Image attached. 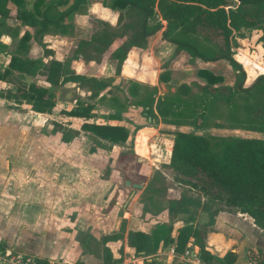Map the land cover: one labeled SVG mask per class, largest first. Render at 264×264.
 I'll return each mask as SVG.
<instances>
[{
	"label": "trees",
	"instance_id": "trees-1",
	"mask_svg": "<svg viewBox=\"0 0 264 264\" xmlns=\"http://www.w3.org/2000/svg\"><path fill=\"white\" fill-rule=\"evenodd\" d=\"M83 1L33 0L28 4V0H0L1 18H11L32 29L31 33L28 30L21 32L14 52L0 66V98L17 104L25 103L35 112L51 114L55 103L48 87L72 82L87 88V100H101L104 92L108 91L107 81L78 72L71 62L86 60L99 63L113 41L122 39L107 55L108 59L114 61L117 73L131 48H143L146 39L160 31L161 39L175 46V54L182 51L189 58L204 62H227L233 71L232 86H220L221 75L198 68L195 75L202 81L197 82V87L204 93L222 95L226 101L229 96L227 94L242 93L246 100L245 121L248 122L249 129L264 133V74L244 87L245 72L241 64L232 57V47L237 45V40L249 39L254 30L260 32L255 43L261 46L264 54V0H102L107 1L109 8L117 12L115 25L119 27V31L105 21L95 20L97 25L95 24L88 38L74 40L72 55L66 62L56 59L49 49L44 50L49 58L46 64L34 59L30 54L31 40L38 41L49 31L61 36L69 35L72 27L66 20ZM36 68L35 75L44 85L34 81L25 83L21 79L23 74ZM167 76L168 72L161 71L158 81H167ZM188 91L189 87L185 83L178 85V94L183 95ZM251 93L254 95L253 101H247ZM176 98L181 102L178 96ZM162 99L157 97L154 103L151 95L136 100L127 97L121 100L112 96L108 101L117 108L107 114V117L119 119L120 112L127 104L140 105L143 113L151 114L154 103L162 122L173 124L164 119L170 103L167 106ZM92 108L93 103L83 100L76 101L71 109L58 110L61 115L82 120L79 129L88 132L94 144V147L88 148L89 152L95 146L109 149L114 144H122L128 140L129 131L122 125L88 122L92 116ZM195 112L201 117L203 110L195 109ZM170 113L179 115V112L171 109ZM58 130L61 141L67 142L77 135L71 129ZM139 136L140 134L136 137V144ZM116 160L120 164L116 169L123 181L138 182L132 172L139 162L131 150V139L127 151H120ZM167 167L175 182L198 193L202 201L185 193L168 198L166 213L169 217L179 214L187 216L175 229V235H170V227H167V233L162 239L156 234L139 229L128 230L125 246L129 252L134 256L145 257L155 254L158 248L172 245L173 252L180 254L190 245L203 264H234V252L226 250L218 255L209 250L204 239L215 215L224 209L236 210L264 233V137L229 135L220 136L211 142L210 136L205 134L175 130L172 132ZM189 206L193 207L191 212L188 210ZM197 210L205 212L208 217L206 223L198 226L190 223ZM120 235L109 233L100 236L101 264L114 262L109 248L104 244L120 238ZM0 250H3L2 245ZM247 258L252 264H264V252L259 248L249 250ZM34 264L56 263L38 258L34 260ZM140 264L165 263L151 257L149 260L143 258Z\"/></svg>",
	"mask_w": 264,
	"mask_h": 264
},
{
	"label": "rangeland",
	"instance_id": "rangeland-1",
	"mask_svg": "<svg viewBox=\"0 0 264 264\" xmlns=\"http://www.w3.org/2000/svg\"><path fill=\"white\" fill-rule=\"evenodd\" d=\"M32 1L28 0V4ZM97 1L94 4V0H84L83 4L69 15L66 20L72 27V32L69 35H63L59 38L55 36L58 34L49 31V36L45 37L43 42L42 39L35 40L31 45V56L46 64L49 58L44 50L49 49L54 53V57L66 62L72 55L71 49L74 40L76 38H88L95 24L97 25L95 20L105 21L119 31V27L115 25V18L106 21L100 19L99 16L102 14V7L107 16L116 15V11L109 8L107 1ZM61 8L63 7H59V9ZM17 24L19 23L11 18L0 17V66L16 48L18 37L21 34V25ZM98 25L100 24L98 23ZM252 33L249 39L243 43L237 42V45L232 47L233 58L241 64L245 72L244 87L249 86L257 76L264 74L263 49L260 50L258 45H255V39L260 32L254 30ZM121 41L122 39H115L113 42L120 43ZM109 50L105 52L98 64L86 60L71 62L75 70L86 76H94L97 70H101L98 73L107 81L109 86L101 100L97 98L87 100V88L72 82L48 87L55 103V108L51 114L35 112L25 103L17 104L0 98V244L18 256L24 258L38 256L37 251L48 245L47 238H54L56 242L61 241L65 245L76 243L75 241L84 243L87 249H92L94 253V264H101L102 245L99 238L102 234L119 233L122 237L125 230L140 229L156 234L159 239H162L167 233V227H170V235H174V227L181 225L187 216L179 214L175 218L169 217L166 213L167 199L176 197L179 193H185L192 198L199 199V201H202V197L195 191L175 182L172 179L171 171L164 163L168 160L165 156L164 147L166 142L168 143L167 140H171L172 132L184 130L195 134H205L210 136L211 142L216 141L220 136L229 135L264 137V133L249 129L250 126L245 121L244 105L246 100L243 99L242 93L227 94L229 95L228 101L222 95L204 93L197 87V82L202 80L197 78L195 70H193L187 73L186 78H183L187 83L182 82L188 85V93L178 94L177 88L180 84L176 85L178 80L169 85H164L163 89H159L162 92L159 95L163 98V103L167 106L170 103L171 107L170 104L168 107L172 111L179 112V115L171 114L169 109L164 119L172 121L173 124L170 123L171 126L160 124L159 129H157L158 136L148 138L149 143L154 144V147L149 151L159 154L160 162L151 160L149 162L142 158L143 160L133 168V177L138 181L135 183L140 184V188L124 186L123 179L116 169L120 166L116 160L118 153L127 151L128 143L114 145L109 151L96 147L94 153L91 154L88 152L91 144L90 137L82 132L77 137V149L81 150L83 157L87 158H83L84 160L80 164L82 172L78 175L69 170L68 173L65 171L60 178L58 176L50 177L42 170L44 166L42 165V155L47 147H51L49 130L51 129L53 134L57 132L52 136V138L57 139L59 128H67L66 125L69 123H80L59 114L58 110L71 109L75 106L76 101L85 100L87 103H93L92 110L94 112L91 110L92 116L89 118L92 119L91 121H95L96 118L103 122L114 120L107 117V114L111 112L107 114L103 112L107 110V105L108 107L111 106L113 111L117 108L116 105L108 101L109 94L115 93L122 100L120 93L124 91V86L128 83L122 82V78L118 80V77H120V72L127 73L128 71L127 64L123 63L119 67V72H115L114 62L109 61L107 56ZM215 65L212 64L210 71L213 70V73H219L218 75L222 73V81L219 85L232 86L233 82L229 70L225 72L221 65ZM206 67L208 68V66ZM230 70L232 69L230 68ZM36 72L37 68L30 73L23 74L21 79L25 83L34 81L44 85L40 78L35 75ZM153 87L149 89L145 87V91L149 92L154 89L155 93L158 89L156 86ZM177 96L182 103L177 100ZM253 98L254 95L251 93L247 101H253ZM129 105L127 104L124 109L123 122L133 123L127 124L132 139L136 132L140 131V125L144 123H165L162 122L160 114H158V121L149 122V115H142V111L136 106L134 110H131ZM195 109L203 110L201 117H198ZM153 126L157 128L156 125L153 124ZM139 134L146 133L140 131ZM142 139L145 140L140 135L139 140ZM132 143L133 140L131 146ZM122 147L125 148L122 149ZM142 151V153H146L145 148ZM152 155L155 156V154ZM34 156L38 159V166L33 164L32 157ZM91 158L93 159L91 160ZM44 185L59 186L60 192L65 198V204H71L76 200V203L83 205L84 210L78 207L74 210L68 208L65 214L59 216L54 224L46 216L44 217L45 221L42 220L43 216L40 214L43 213L45 206L43 200ZM87 189H90L91 192L87 193ZM65 195L66 197H64ZM188 210L191 212L193 207L189 206ZM200 212L197 210L194 214L192 223L194 220L201 219ZM34 214L37 215L34 216L35 223L31 221ZM77 220L79 224H74ZM89 221H94V225ZM49 224L53 225L50 226V234L47 236L43 226ZM195 224L199 223L196 222ZM37 225H39L38 228ZM91 230L94 235L90 237L89 231ZM108 244L114 251L112 264H117L124 256L134 257L129 250L122 248L120 240ZM212 252L220 254V251ZM151 257H156L159 260L164 258L162 254H153L142 257V259ZM71 258V264L78 263L76 253ZM53 259H57V256ZM237 261L243 264L242 257L239 256ZM172 263H176L175 260L170 261V264Z\"/></svg>",
	"mask_w": 264,
	"mask_h": 264
},
{
	"label": "crops",
	"instance_id": "crops-1",
	"mask_svg": "<svg viewBox=\"0 0 264 264\" xmlns=\"http://www.w3.org/2000/svg\"><path fill=\"white\" fill-rule=\"evenodd\" d=\"M95 2H98V1L94 0V4ZM101 12L102 14L99 15L100 19L109 21L112 18H116V15L112 16L113 14L111 16H107V13L106 11H104L103 7H102ZM17 25L20 26V23ZM23 30H28L30 33L32 32L31 28L21 25L20 32H22ZM74 32H75V29H74ZM48 36H49L48 34L44 35L41 38L42 42H43V39H45V37H48ZM55 36L59 38L63 37L61 35H55ZM246 40H247L246 38L238 39L237 42L243 43V41H246ZM31 42L32 44L34 43V41L32 40ZM117 44L118 43L113 42L110 50L114 48ZM255 45H258L259 49L262 50L261 46L258 43H255ZM174 48L175 46L173 44L161 39L160 31L149 36L146 39V45L143 48H131L128 56L123 61V63L127 64L126 67H127L128 72L127 73L120 72L119 73L120 77H118V80L122 78L123 80L122 82L128 83L127 85L124 86V91L120 93L122 100L124 97H127L130 100H136V99H141L142 97L146 95H151L155 103L157 97H161V95L159 94H162V92H160L159 89L160 88L163 89L164 85H169L176 80H178V82H176V85L182 82H186V80L183 78H186L188 72H191L193 70L196 71L198 68H205L207 70H210V68L212 67V64L213 65L216 64L215 66L221 65V68L225 70V72L229 70L231 81L233 82V78H234L233 71L230 70L231 67L224 60L204 62L198 59L189 58L188 55L182 51L175 54ZM233 55L234 54H232V57ZM109 61H112V60H109ZM206 66H208V68ZM161 71L168 72L167 81L165 82L158 81V74ZM98 72H101V70L99 69L96 71V73L94 74L95 77L101 76ZM211 72H213V70ZM221 74L222 73H220V75ZM99 78H103V77L101 76ZM153 86H156V88L158 89L157 91H155V93H154V89H152V91H149L150 93L148 91L147 92L145 91L146 90L145 87L149 89V88H154ZM227 86H230V85H227ZM107 88H109V86ZM109 95L110 97L114 96V97L119 98L117 95H115V93L109 94ZM154 103L152 104L151 114H147L149 115L148 116L149 122L159 120L158 113L156 112ZM129 106L131 107V110H134L135 109L134 107L136 106L137 108L139 107L140 110L142 111V106L140 105L130 104ZM106 108L107 110L104 111L103 113L106 112L107 114L109 112L111 113L114 112L111 109V106L108 107L107 105ZM92 112H94V110H92ZM141 113L142 115L143 114L146 115L145 113H143V111ZM123 116H124V110L120 112V118L114 119L112 122H103L102 120L98 118H96L95 121H91L92 119L91 120L89 119L88 122H96L98 124L122 125L125 128H127V130L129 131L128 125L133 124V123L123 122L124 121ZM67 118L74 119L76 120V122H80V123L82 122L81 119H76V118L69 117V116H67ZM80 123H76V124L69 123L68 125H66L67 128H64V129H71L77 132V135L70 138L67 142L61 141L60 131H59V135L57 139H55V138H52V136L57 132H54L53 134L51 129L49 130L50 132L48 134L50 137L49 144L51 145V147L50 148L47 147L44 150V154L42 155V161H43L42 165H44L42 167V170L45 172V174L49 175L50 177L58 176V178H60L61 175H63L65 171L66 173H68V171L70 170V172L74 174H78V175L79 173L82 172L80 164L82 160H84L83 158H86V157H83V153L81 152V150L77 149V141H78L77 137L80 136L81 132L87 134L89 137L90 135L88 132H84L79 129ZM153 124L156 125L155 127L157 128H154ZM160 124L171 126L172 123L171 124L170 123L169 124L167 123H144L140 125L139 127L140 131H142V129H151V130L148 132H145L146 134H143V135L140 134L142 137H144L145 140L144 141L143 139L139 140L138 144H136L135 141L140 131L136 132L133 139H132V134H130L131 132H129L130 136L128 140L124 143H128L129 139L133 140L131 150L133 154L136 156V160L138 162L142 161L143 160L142 158H145L149 162L150 160L153 162H160L158 159L159 154L153 153V151H149V149L154 147V144L151 142L149 143L148 141V138H151L153 136L155 137L158 136L157 129H159ZM131 127L134 128V126H131ZM167 141L168 143L166 142L165 147H164L165 156L168 159L167 161H164L166 166L168 164L169 156H170L172 135H171V140H167ZM90 142H91L90 146L94 147V144L92 143L91 138H90ZM114 145H119V144H114ZM112 146H110V148ZM96 147L99 149H105L106 151H109L110 149V148L106 149V148L95 146L92 152H89V151L88 152L91 154L94 153ZM124 148L122 147V149ZM143 148H145L146 153H142ZM152 154H155L156 157L155 156L153 157ZM149 156H152V157L149 158ZM92 159L93 158H91V160ZM32 161L34 165L38 166V159L36 158V156L32 157ZM123 185H124V181H123ZM86 191L87 193L91 192L90 189H87ZM43 193H44L43 200H44L45 206L43 208V213L40 215L43 216L42 220L44 219V221H45L44 217L46 216V218H48V220L52 221V223L54 224L59 219V216L65 214V211L68 210V208H72L74 210L76 209V207H78L79 209L81 208L82 210H84L83 205H79L80 203L79 204L76 203L77 202L76 200L72 202L71 204H68V205L65 204L64 203L65 198H63V195L60 192L59 186L51 187V185H44ZM64 197H66V195ZM124 214L126 213L124 212ZM34 216H37V215L35 214L32 215L31 221L35 223L36 219ZM177 216L178 215L173 216L172 218H175ZM200 217L201 219H199L198 217L199 219L198 221L194 220L193 223L192 222L190 223H192L193 225H196L195 223L198 222L199 223L197 224L198 226L202 223H206V221L208 220L207 214L205 212H200ZM89 222H92L94 225V221H89ZM53 224L43 226V229H45V233L47 234V236L50 234V229H51L50 226H52ZM74 224H79V221L78 220L75 221ZM38 226L39 225H37V228ZM179 226L180 225H177L176 227H174V230H173L174 235L176 233L175 229ZM127 231L128 230L124 231L123 236L121 238H118L114 241H108L104 244L106 247L109 248L112 258H114L113 257L114 251L110 248L108 243H113V242H116L117 240H120L122 248L129 250L125 246V236H126ZM89 234H90V237L94 235L92 230L89 231ZM105 234H109V233H105ZM174 235L171 234V236H174ZM46 242L48 243V245H46V247L45 246L42 247L41 249L37 251L38 256L31 257L33 260L38 259V258H41V259L43 258V259H46L48 263L71 264L70 262V260L72 259L71 257L74 253H76L78 263L76 262L75 264H94L95 262L94 253L92 252V249L90 248L91 250H88L86 245H84V243L82 242L75 241L76 243H73V244L70 243L69 245L67 244L65 245L61 241L56 242L54 238H47ZM204 243L209 248L210 251L211 250L217 251V252L220 251V254H222L226 250L234 252L236 254V259L234 261V264H240L237 261V258L239 256L242 257L243 264H252L250 261H248V258H247L248 251L254 250L255 248H259L264 252V233H262L257 227H255L250 222V220L244 215H242L241 213L237 212L234 209H224V210L218 211V213L214 217L213 222L208 226L207 234L204 239ZM170 247H172V245H169L168 247L162 248V249L158 248L155 252L156 255L162 254L164 256L162 261L165 264H170V261H173V260H175L176 263L178 262V258L172 256V254L169 252ZM188 247L192 248L190 245H188ZM3 250H6L5 247H3ZM193 251L195 252L194 249ZM56 256H57V259H53ZM127 257L129 256L122 257L120 262L123 261ZM134 257H138V256H134ZM120 262H118L117 264H119Z\"/></svg>",
	"mask_w": 264,
	"mask_h": 264
},
{
	"label": "built area",
	"instance_id": "built-area-1",
	"mask_svg": "<svg viewBox=\"0 0 264 264\" xmlns=\"http://www.w3.org/2000/svg\"><path fill=\"white\" fill-rule=\"evenodd\" d=\"M169 252L172 256L178 258L183 264H203V262L199 259L196 252L193 251L192 248L186 247L182 253L175 254L173 252V248H169ZM142 257H127L119 264H140ZM0 264H34V260L32 258H24L18 256L16 253H12L6 250H0Z\"/></svg>",
	"mask_w": 264,
	"mask_h": 264
},
{
	"label": "water",
	"instance_id": "water-1",
	"mask_svg": "<svg viewBox=\"0 0 264 264\" xmlns=\"http://www.w3.org/2000/svg\"><path fill=\"white\" fill-rule=\"evenodd\" d=\"M150 130H151V129H142V131H145V132H148V131H150ZM124 185H125V186H131L132 188H136V189H138V188L141 187L140 184H137V183H130L129 180H124ZM147 260H149V258H148Z\"/></svg>",
	"mask_w": 264,
	"mask_h": 264
}]
</instances>
